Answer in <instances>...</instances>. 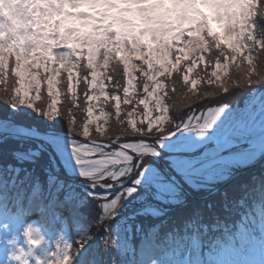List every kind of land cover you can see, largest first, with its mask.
Masks as SVG:
<instances>
[{"label": "snow or ice", "instance_id": "6c2138e0", "mask_svg": "<svg viewBox=\"0 0 264 264\" xmlns=\"http://www.w3.org/2000/svg\"><path fill=\"white\" fill-rule=\"evenodd\" d=\"M18 2L19 26L0 19L3 101L13 116L27 115L31 109L50 121L46 133L51 143L67 162L75 163L93 200L102 201L100 214L86 221L80 239L69 242L61 237L59 246L71 264H115L117 256L127 253L129 236L143 232L149 244L159 238L160 225L145 230L140 220L163 215L158 204H183L184 184L201 188L220 183L234 168L253 166L264 158V152L249 159L232 151L237 130L228 123L227 104L209 106L200 115L188 108L179 122L169 107L190 104L203 109L217 94L264 82L258 64L264 54V0ZM234 67L245 69L242 78L229 74ZM202 83L214 87L194 91ZM45 94L51 103L35 106L34 100ZM61 97L66 106L58 108ZM141 105L143 119H132ZM79 110H86L89 118L97 110L99 115L78 125ZM113 116L114 125L108 123ZM5 122L13 121L6 117ZM210 161L221 167L198 182ZM258 185L259 211L246 212L245 223L264 228V175ZM256 190L257 181H250L238 194L224 191L221 212L243 207L249 192ZM42 191L34 186L27 204L19 198L14 214L4 207L0 192L3 226L20 224L29 211L55 220L58 212L72 215L80 206V195L55 177L49 179L46 198ZM93 221L100 222L103 233L99 249L93 247ZM222 224L218 215L209 223L202 210L192 212L179 241L187 249L182 251L186 264H200L193 252L209 251H204L202 236ZM238 235L247 239L243 227ZM109 252L113 255H106ZM145 256L143 264H164L147 250ZM8 260L9 252L3 264Z\"/></svg>", "mask_w": 264, "mask_h": 264}, {"label": "rangeland", "instance_id": "374dc122", "mask_svg": "<svg viewBox=\"0 0 264 264\" xmlns=\"http://www.w3.org/2000/svg\"><path fill=\"white\" fill-rule=\"evenodd\" d=\"M19 86V85H17ZM255 93V95H253ZM33 98L35 94H32ZM261 97H264V89H258V88H250L246 90V92L243 94V102L233 101L226 96H223L222 99L218 100L217 102L212 103L211 105L204 106L203 109H193L192 112H195L196 115H200L201 111L206 110L207 107H218L220 104H227L228 105V115L229 120L228 123L231 126V128L237 130L236 138L234 141V147L232 148V151L237 154L239 157L249 158V159H255L256 157L260 156L262 152H264V100L261 99ZM44 98L41 97L40 100H34L35 106H41L40 102L43 101ZM63 101V98L61 97L60 100L57 101V107L59 108L60 103ZM51 103V98H49L46 102L47 104ZM125 107L122 105V108ZM142 109L138 110L137 113H135L131 118L134 120L143 119V116L140 115L143 111V106H140ZM172 115H174L177 118V122H179V118L181 115L176 116L173 107L171 104L169 105ZM84 109V107H83ZM12 111V110H11ZM123 114V113H122ZM191 113H189L190 115ZM30 115H36L39 118L41 117L39 113H34L32 110H29ZM26 115V116H27ZM99 115V111H94L92 117H87V112L84 114V117L81 118L80 122L82 124L87 123L88 121H95V117ZM152 115H155V113H152ZM25 116V117H26ZM29 118H33L30 116ZM23 119V118H22ZM43 119V118H42ZM115 119V118H114ZM127 119V118H126ZM113 119L111 118L108 123L113 124ZM4 119L0 118V134L2 133H13V134H19V135H25L30 136L36 139H39L45 143H47L51 149L54 151L56 156L58 157L61 165L64 167L65 171L69 173L72 177L82 178L79 173V169L75 166V163H69L65 159V157L57 151L55 145L51 143V140L49 138V134L43 131H38L34 128H27L24 125L17 124L16 122L7 123ZM50 123V121H48ZM102 122V121H101ZM146 122V121H145ZM95 127V124H93V129ZM105 128L108 127V125H104ZM90 132H92V129H90ZM94 135V132H93ZM81 140L84 142H88L87 138L81 137ZM20 149V148H19ZM29 152L23 153V150L20 149L19 153L16 154L20 157V161H39L40 157H43V149H28ZM71 152V149L69 148V154ZM209 166L202 170L201 176L198 178V182L202 181L205 176H212L220 167V163H212L211 161L208 162ZM38 169H42L39 163H37ZM236 168L233 169V171ZM10 171L7 175H9L10 181L13 182V187L9 186L10 184L7 182L5 175L3 174L4 171L0 170V192H3V205L7 209V211L10 214H14L16 208L18 207L19 198H23L26 195L25 190L28 189V187L23 186L22 181L17 182L15 180H20V176L23 175L26 177V179H30L31 181L35 179V177L39 174L36 172V170H29L27 172H24L23 170H16L14 168L9 169ZM42 176L44 175V172L49 175L46 182H44L47 186L42 184L41 176L35 179L36 185L39 186L42 191V196L47 197L48 190H49V179L50 177H55L56 180L63 184L62 180H59L57 176H54V173L48 172L45 169L41 170ZM4 172V173H5ZM41 178V179H40ZM15 179V180H13ZM62 181V182H61ZM16 185H19V187H15ZM69 184H63L68 187L73 188L81 198V203L77 211L69 215L67 212L60 213L58 212L56 214V219L53 220L51 216L48 214H41L39 212L35 211H29L24 216H22V222L16 226L9 225L7 228L3 226V223L0 222V238H7L12 236L13 234H19L25 225L27 224H33V225H40L43 228V231L45 235L48 238L50 246H53L55 242L58 241V239H61V237H64V239L68 240L69 242L77 241L81 238V235L85 232V224L87 220H91L94 214H100V210L98 208L97 201L93 200L91 196L92 189L89 187H83V189L79 190L76 188L75 185H72L69 181L67 182ZM21 184V185H20ZM217 184V183H215ZM215 184H209L207 187H201V188H195L192 186H189L191 190H193L195 193L199 194L202 192H207L212 189V186ZM180 195H182L180 193ZM14 202L15 208H13L11 205H8V202ZM186 199L183 196V202H185ZM26 203V202H25ZM203 203V202H202ZM193 207H196V203L193 202ZM94 205V207H93ZM170 207H179L180 204H166ZM208 205V204H206ZM260 206V198L258 199H251L247 200V203L240 207L244 209L240 213H236V215L230 219L235 220V217H240L243 219L241 223V227L244 228L245 232L247 233V239L241 240L239 235L234 237H231L228 239L227 242H224L220 239V237H217L214 242L211 243L212 249L210 251H207L206 253H199V252H193V258H195L197 261L200 262V264H264V228L260 227L259 225L252 227L250 225H247L245 223L246 217L245 213H251V211L256 210L259 211ZM87 207V208H86ZM200 210H204L205 206L201 204L198 206ZM239 208V210H240ZM95 209V211H94ZM98 209V210H97ZM197 209V208H196ZM179 212L176 211L175 214ZM87 213V214H86ZM151 217H165L163 215L160 216H144L141 218L140 223L143 225L144 229L147 230L149 226H151V222L147 221V218ZM168 219V217L164 218ZM98 223V225H97ZM95 223L93 221V235H96L97 238L100 237L103 233L101 231V224L99 222ZM161 223V222H160ZM245 223V224H243ZM163 224V223H161ZM226 223L222 224L221 226H224ZM152 225H156V223H153ZM158 225V224H157ZM162 226V225H160ZM240 227V229H241ZM104 228L106 230L107 228V222L106 225H104ZM239 229V231H240ZM100 232V234H99ZM239 233V232H238ZM208 233L207 235H209ZM96 238L94 241L93 247L99 249L100 248V242ZM140 238L138 242V246L135 247L134 240L129 236L127 239V253L126 254H120L117 256L115 264H143V261L146 259L145 251L147 250L148 255H155L158 256L162 261H164V264H186L185 259L182 257V251H186V248H183V245L179 244L180 237L176 238V244L173 243H162L161 240L153 239L152 243L149 244L148 240L145 239L144 233L141 232L138 236ZM98 240V241H97ZM206 241V240H205ZM22 242V241H21ZM208 242V241H207ZM134 245V247H133ZM135 248V249H134ZM8 245L6 243L0 242V264H3V262L7 258L8 253ZM206 251V250H205ZM103 254V253H102ZM106 255L112 256L113 253L109 252Z\"/></svg>", "mask_w": 264, "mask_h": 264}, {"label": "trees", "instance_id": "16d2710c", "mask_svg": "<svg viewBox=\"0 0 264 264\" xmlns=\"http://www.w3.org/2000/svg\"><path fill=\"white\" fill-rule=\"evenodd\" d=\"M230 75H232V69L230 70ZM214 87V86H212ZM212 87L208 86L207 84H198L197 85V89L194 90L196 92H203L205 89H208L209 91L212 90ZM250 88H258V89H264V82H261V83H257L255 84L254 86H248V85H242L240 87H233L230 89L229 93L224 95V94H217L216 97L214 98H211L212 100H214L215 102H217L218 100L222 99L223 96H226L227 98L233 100V101H238V102H243V94L246 92V90L250 89ZM44 100L40 102V105L42 107H45L46 106V102L49 98H46V94L45 96L43 97ZM214 103V102H213ZM212 103L210 104H206L205 106H208V105H211ZM61 106H66L65 105V102L64 100L60 103L59 105V108ZM171 106L173 107V111L175 113L176 116H179L182 114V112H185L188 108H191L192 110L193 109H196L197 107L193 106V105H184L183 107H177V106H174L171 104ZM84 109H86L87 105H84L83 106ZM142 108L139 107V110H141ZM86 113V110H79L77 111L76 113V121H77V124L78 125H81L82 124V120H80L81 118L84 117V114ZM26 115H23V116H13V113L11 111V109L7 108L6 106V102L3 101V98H2V90H0V118L1 119H4L7 117L8 119L12 120L13 122H16L17 124H21V125H24L25 127L27 128H34L38 131H43V132H46V129L48 128V125H49V122L46 121V119H42V117H38L36 115H30L32 116L33 118H29L30 116H26ZM83 116V117H82ZM23 118V119H22ZM115 117L113 116L112 119L114 120L113 121V125L115 124ZM82 122H80V121ZM23 150V153H27L29 152L28 149H38V145L31 141V140H25V141H18V140H14V139H9L8 141L6 142H0V170L1 171H10L9 169L11 168H14L16 170H23L24 172H27L29 170H36L37 173H39L36 177L38 178L39 176H41V181H42V184H44L45 186H47L44 182H46L47 178L49 177V175H47L45 172H44V175L42 176V169H45L46 171L48 170V172H52V166H51V163H50V160H49V156L47 155L46 152H44L43 154V157L41 156L39 161H36V162H33V161H24V162H21L20 160V157L17 156L16 154H18L20 151V149ZM37 163H39V165L41 166V170L40 168L38 169V165ZM3 174L6 176V178L8 180H11L9 178V175H7L9 172H5ZM264 172V163L260 164L259 166H257L256 168H254L253 170H250V171H245V172H242L238 175V177L236 178V180L230 185L228 186L226 189L222 190L221 192H219L217 195L213 196L210 200L208 201H195L196 203V207H193L195 206L192 205V203L194 202L193 200L188 204V205H185L183 208H182V211L178 212L177 215V218H176V221L177 223H173L172 221L169 222V224L167 225V227L164 228V231H171V232H174V231H177L178 234H181L184 232V223L187 219L190 218L191 214L193 211L197 210L201 204H203L205 206V209L202 210L203 211V214H204V220L206 222H209L211 223L213 218L215 216H220V218L222 220H230L232 219L236 214H235V209H236V206L234 205L233 206V209L231 210L230 213L228 214H225L223 212H221L220 210V204H221V201H222V196H221V193H223L224 191H228L229 193H239V190H240V186L241 185H244V184H247L248 182L250 181H254L252 180V176L253 174H260ZM58 178L62 179L61 177L58 176ZM35 179H33L32 181L30 179H26V177L24 176V179H23V175L20 176V180L18 179V182H21L23 183V186H26L28 187V189L26 190L27 191V194L31 193L34 185H36V182ZM63 182L67 185L69 183H67V181H64ZM224 184V182H220V183H217L216 184V188H220L222 185ZM258 182H257V190L253 193L252 191L249 192L247 198L250 196V195H254L255 193H258L259 194V191H258ZM77 189H83V187H80V186H76ZM212 190V189H211ZM211 190L209 192H211ZM208 191L207 192H201L199 193L198 195L199 196H204V195H207L209 193ZM203 202V203H202ZM97 203H102V201H97ZM207 203H211L212 205V208L211 209H208V205H206ZM97 204V205H98ZM94 207V205H93ZM87 208V207H86ZM197 208V209H196ZM98 210V209H97ZM95 211V209H94ZM95 223H97L95 221ZM100 224V223H99ZM231 224H235V221L234 220H231ZM98 225V223H97Z\"/></svg>", "mask_w": 264, "mask_h": 264}, {"label": "clouds", "instance_id": "9594fccd", "mask_svg": "<svg viewBox=\"0 0 264 264\" xmlns=\"http://www.w3.org/2000/svg\"><path fill=\"white\" fill-rule=\"evenodd\" d=\"M225 14H227V9H225ZM20 16L21 6L18 0L0 2V19L19 26L21 23ZM232 31V28L229 27V34ZM258 64L261 71H264V54L261 55ZM244 72L243 67L232 68L233 79L242 78ZM205 90L209 91L208 89ZM60 240L58 239L53 246H50L43 228L33 224L25 225L18 235L13 234L7 238H0V242L8 245V264H50V261L54 264H71V259L65 258L62 247L59 246Z\"/></svg>", "mask_w": 264, "mask_h": 264}, {"label": "water", "instance_id": "95a60500", "mask_svg": "<svg viewBox=\"0 0 264 264\" xmlns=\"http://www.w3.org/2000/svg\"><path fill=\"white\" fill-rule=\"evenodd\" d=\"M9 138H13V139H17V140H26V139L30 138V139L36 141V142L40 145V147L46 149V151L49 153V155H50V157H51V161H52L53 167H54V170H55V172H56L57 174H61L63 177H65V178H66L67 180H69V181L76 182V183H81V184H85V182H84L83 180H81V179H77V178H69V177L65 176V174H64L63 172H61V165H60V163H59V160H58L56 154H55V153L50 149V147H49L46 143H44L43 141L38 140V139H36V138H32V137H28V136H21V135H16V134L6 135V136L0 138V141H5V140H7V139H9ZM263 160H264V159H263ZM263 160H262V161H263ZM262 161H258V162H256L253 166L240 168L239 170H237L236 172H234V173L232 174V176L229 178V180L227 181V183L223 186V188H225L226 186H228V185L234 180V178L238 175L239 172H241V171H243V170L250 169V168L256 166L257 164H259V163L262 162ZM85 185H87V184H85ZM181 189H182L183 191H185L186 194H188L190 197L195 198L194 195H193L191 192H189L184 186H182ZM215 192H217V190L214 191L213 193H215ZM211 195H212V194L208 195V196L205 197V198H208V197H210ZM202 199H204V198H202Z\"/></svg>", "mask_w": 264, "mask_h": 264}]
</instances>
